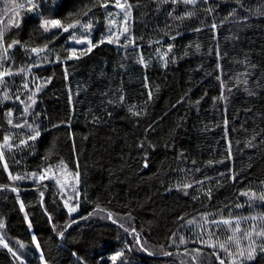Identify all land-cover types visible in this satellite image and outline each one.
Here are the masks:
<instances>
[{"label": "trees", "instance_id": "obj_1", "mask_svg": "<svg viewBox=\"0 0 264 264\" xmlns=\"http://www.w3.org/2000/svg\"><path fill=\"white\" fill-rule=\"evenodd\" d=\"M126 1L116 40L118 0H0L4 47L19 41L0 73L22 70L0 86V264H230L192 223H264V0ZM44 19L93 41L69 58L73 30ZM59 162L79 175L74 215L20 178ZM238 264H264V243Z\"/></svg>", "mask_w": 264, "mask_h": 264}, {"label": "rangeland", "instance_id": "obj_2", "mask_svg": "<svg viewBox=\"0 0 264 264\" xmlns=\"http://www.w3.org/2000/svg\"><path fill=\"white\" fill-rule=\"evenodd\" d=\"M119 4L125 5L123 9L117 7L115 19L111 21V26L108 28V35L105 33L101 37L107 39H112L113 37L116 40H120L123 37H127L130 35V18H131V8L130 14L127 19H125V13L128 12V3L126 0H118ZM36 11V10H35ZM47 20V19H44ZM80 25H85L88 27H81ZM125 27L128 31L125 33ZM73 30L71 35V42L73 43V49L78 50L80 48H84L87 44H91L93 41V29H91V25L89 24H79L75 28L69 29ZM83 41V43H76L75 41ZM90 42V43H89ZM39 54V53H35ZM21 70V64L18 60H14L12 64L6 69L4 72H11L13 74L19 73ZM9 76V75H6ZM5 77V76H4ZM3 78V77H2ZM33 81V80H32ZM3 84V79L0 78V86ZM42 85L41 81L34 82V85L27 84V95L31 96L39 90ZM2 97H5L4 91L0 93ZM28 107V104H26ZM4 141H0V145H3ZM41 175L45 176V179L41 180ZM23 182H33V183H45L51 182L55 186L62 202L65 207H76L77 211L79 210V196H80V181L79 175L70 170L64 162H59L50 167L44 168L41 171H36L29 173L25 176L20 177ZM71 213L70 215H74L77 213ZM229 220V219H224ZM215 221L216 224L212 225L213 231H209V226L207 225V220L200 219L195 223H192L194 226L193 229L196 232L203 234L208 243H211L212 246L220 248V244H225L227 247L226 258L227 262L230 264H238L243 260H247L249 257V253H253L254 251H258V249L263 245V237L257 236L256 233L264 230L263 224H255L252 220H229L232 221L230 225L221 223L222 221ZM239 220V232H235L234 230L237 227L236 221ZM33 231V229H32ZM34 232V231H33ZM248 232H252L251 238L247 237L245 234ZM190 234V233H189ZM191 235V234H190ZM234 236V240H238L239 243H229V237ZM254 241V242H253ZM243 252L244 255L241 256L240 253Z\"/></svg>", "mask_w": 264, "mask_h": 264}, {"label": "snow or ice", "instance_id": "obj_3", "mask_svg": "<svg viewBox=\"0 0 264 264\" xmlns=\"http://www.w3.org/2000/svg\"><path fill=\"white\" fill-rule=\"evenodd\" d=\"M185 2L195 3V0H185ZM27 4H28V5H31V7L28 8V11H29V12L33 11L34 9H35V10H38V8H39V5H38V4H34V3L32 2V0H27ZM116 6L119 7V8H121V9H123V8L125 7V5H123V4H119V3H117ZM17 7H19V8H24L25 5H17ZM103 7H108V5H107V4H104ZM130 8H131V6L129 5V6H128V9H129V10H128V12L125 13V19H127L128 15L130 14ZM84 15H87V13H85ZM78 23H79V22H77V24H78ZM77 24H69L67 27H64V26L61 24V22H60L59 20H44V21H42L40 27L43 29L44 32H49V31L52 30V29H61L63 32H68L69 29L75 28V27L77 26ZM15 26L18 27L19 25L16 24ZM80 26H81V27H88V26H85V25H80ZM127 31H128V29L125 27L124 32L126 33ZM75 42H76V43H83V41H79V40H77V41H75ZM101 42H103V41H101ZM109 42H111V41H109ZM18 43H19V41H13L12 44L7 45V47L5 48V47H4V44H3V34L0 33V48H3V49H4L5 54L7 53L8 49L12 48L15 44H18ZM89 43H90V42H89ZM92 47H95V45H92V46H90V47L88 48V51H89V52L92 50ZM45 49H47V45H45L43 49H35V48H33V49H31V51H32L33 53H39V52H43ZM170 50H171V48H169V51H170ZM84 54H86V53H84V52H81V53H80V55H84ZM6 58H7V57L5 56V59H6ZM69 58H77V59L79 58V56H77V54H76L75 49H73V50L71 51V53H70V57H69ZM21 71H22V70H21ZM11 74H12L11 72H3V73H0V78L4 77V76H6V75H11ZM5 98H7V97H5ZM134 114L138 115V113H134ZM8 122L11 123V120H9ZM17 127H20V125H17ZM39 135H40V133L37 131V132H36V135H35V136H31V137H29V139H30V140H35L36 137H38ZM8 140H9V137H5V138H4V143H3V145H0V148H10L11 146L9 145ZM22 143H26V141H22ZM2 155H3V153L0 152V157H2ZM12 178H13V179H19V177H12ZM40 179H41V180L45 179V176L41 175ZM185 187H191V185H185ZM244 195H248V194H247V193H244ZM252 196L254 197L255 194L253 193ZM260 199L264 200V196H261ZM76 211H77V208H76V207H69V208H68V212H69V214L74 213V212H76ZM190 223H191V222H190ZM212 223H213V224H216L217 222L213 221ZM221 223L230 225V224L232 223V221L224 220V221H222ZM236 225H237V227L235 228L234 233L240 231V229H239V220L236 221ZM0 226H2V225H0ZM245 235H246L247 237L251 238V236H252V232H248V233H246ZM256 235H257V236H260V237H264V230H262V231L256 233ZM137 240H138V237H137ZM182 242H183V241H182ZM232 242L239 243L238 240H234V236L229 237V243H232ZM253 242H254V241H253ZM5 246H6V245H5ZM219 247H220L221 249H224L225 251H227V247H226L225 244H220ZM240 255L243 256L244 253L241 252ZM120 256H121V253H120V252H117L114 256H112L111 259H112L113 261H116L117 258L120 257ZM248 258H251V253H249V257H248ZM221 264H224V262L221 261Z\"/></svg>", "mask_w": 264, "mask_h": 264}]
</instances>
